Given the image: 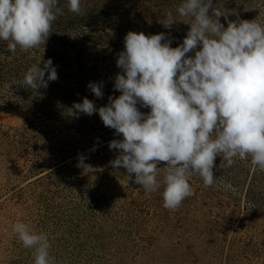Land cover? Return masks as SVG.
<instances>
[{
    "label": "trees",
    "instance_id": "1",
    "mask_svg": "<svg viewBox=\"0 0 264 264\" xmlns=\"http://www.w3.org/2000/svg\"><path fill=\"white\" fill-rule=\"evenodd\" d=\"M182 2L81 0L82 14H77L69 10L67 0H58L63 14L53 22L52 33L44 45L28 51L18 46L13 53L8 51L9 41L0 39V112L19 109L29 116V119L13 127L6 128L0 124V156H22L30 172H47L34 184L41 195L52 197L54 203L59 204L53 208L56 211L45 217L48 228L56 225L66 227L65 219L68 218V223L73 217H80V214L76 215L79 208L86 210L81 214L89 229L92 224L91 234L86 235L91 240L92 259H85L74 249L67 259L69 264H115V260L124 264L125 252L131 253L129 262L135 264L139 260L137 257L144 262L152 249L141 240L139 225L142 222L152 223L151 227H154L175 221L183 212L186 213L184 217H188L201 207L218 214L215 222L227 227L232 221L228 210L237 206L239 196L244 202V222L247 225L264 222V171L251 163L250 156L245 160L234 158L235 163L231 167L217 156L213 185L206 187L198 175L189 177L193 195L185 198L177 209H166L163 206V185L155 192L146 193L142 185L135 183V174L128 179L126 169L112 167L110 161L121 150H110L109 143L120 141L122 134L106 127L98 112L91 116L79 113L77 117L69 111L74 103H82L84 98L93 101L98 109L108 105L110 96L117 98L122 94L114 84L117 74H124L123 70L117 68L110 71L108 66L101 67V64L113 61L117 65L119 53L125 50V37L129 31L142 32L146 36L164 33L171 40V47L180 46L190 30V25L185 22H190L191 18H185V22L177 21L171 28L164 27L163 20L168 11L173 12L177 20L181 19L176 14V8ZM263 3L264 0H212L214 8H223L227 13V19L224 16L219 18L225 28L229 21L238 20H256L264 25ZM209 15H212V9H209ZM186 55L194 57L195 52ZM40 59V67H43V61L52 60L58 79L49 81L46 89L33 90L24 86V77ZM47 75L46 72L45 79ZM89 83L102 85V98L92 93ZM67 103H70L69 106H66ZM46 105L53 110L51 115L45 113L43 108ZM136 106L138 110L147 108L145 115L150 113L149 107L142 106L140 102ZM84 117H93L95 125L81 128ZM47 120H55L59 129L48 131ZM67 125L77 130V135L65 134L62 130ZM60 134L63 139H60ZM88 139L95 141L90 146L106 145L83 155L84 164L89 167H79V157L69 162L79 150H83L80 148ZM57 141L63 143V150L50 148L47 152L40 151L39 144L46 143L49 147ZM166 166V162L157 164L158 180L163 179ZM112 187L117 190V195L105 194V190ZM68 194H73V197L69 198ZM42 229L47 228L43 226ZM151 232L155 234L154 230ZM11 246L13 248V244ZM107 249L109 253L103 256ZM12 251L17 263L28 260L17 244ZM56 254L58 261H62L59 250ZM58 261L54 264H59Z\"/></svg>",
    "mask_w": 264,
    "mask_h": 264
},
{
    "label": "clouds",
    "instance_id": "2",
    "mask_svg": "<svg viewBox=\"0 0 264 264\" xmlns=\"http://www.w3.org/2000/svg\"><path fill=\"white\" fill-rule=\"evenodd\" d=\"M67 4L71 12L82 14L81 0ZM62 14L58 0H0V39L9 41L13 53L18 46L23 51L37 48ZM176 14L181 19L165 13L164 27L191 18L180 46L171 47L164 33L129 31L117 60L124 74H117L114 84L122 94L110 96L108 105L98 109L84 98L69 110L77 117L98 112L106 127L122 134V140L109 143L110 150H121L110 161L112 167L126 169L128 179L135 174V183L146 193L163 185V206L171 210L193 195L189 177L198 175L206 187L213 185L217 156L229 167L234 158L250 156L264 171V25L238 20L225 28L219 18L227 19V13L214 8L212 0H183ZM193 51L194 57L186 55ZM40 62L26 72L25 87L46 89L58 79L51 59L43 67ZM88 87L103 97L102 85ZM138 102L150 107V113L140 112ZM84 159L79 157V167H89ZM159 162L167 164L162 180L157 179ZM13 232L25 248L33 249L34 264H54L46 233L36 234L22 222L13 225Z\"/></svg>",
    "mask_w": 264,
    "mask_h": 264
},
{
    "label": "rangeland",
    "instance_id": "3",
    "mask_svg": "<svg viewBox=\"0 0 264 264\" xmlns=\"http://www.w3.org/2000/svg\"><path fill=\"white\" fill-rule=\"evenodd\" d=\"M104 66H108L110 71L119 68L113 61L101 64V67ZM69 104L67 103L66 106ZM48 108L46 105L43 109L46 111L45 113L51 115L53 110ZM139 110L146 114L148 109L139 108ZM149 111H151L150 107ZM26 119H29V116L19 109L0 112V124L6 128L18 125ZM82 120L84 122L81 124V128L95 125L93 117H84ZM53 121H46L49 126L48 131L53 132L56 128L59 129L58 123ZM73 129L67 125L62 131H65V134L77 135V130ZM59 137L60 139L64 138L62 134ZM60 141L52 142L53 144L51 143L49 147L46 143H41L39 144L40 151L47 152L50 148L57 151L63 150L64 146ZM94 142L93 139H88L80 148L83 150H79L68 161H73L81 155L93 153L94 148L106 145L95 144L93 146ZM91 144L93 145L90 146ZM25 162L22 156H0V264H34L33 249L25 248L13 232V225L17 222L27 224L36 234L46 233L51 245L50 256L54 258V261H58L57 250L63 256L62 261H58L59 264H69L67 259L74 249L85 259L91 260V240L86 235L91 234L92 224L89 229L88 223L84 221L81 214L86 210L79 208L76 215L80 214V217H73L68 223V218L65 219L66 227L56 225V227L48 228L45 223L48 225L49 223L45 217L56 211L53 208L58 207L59 204L56 205L52 197L41 195L37 185L34 184L35 180L47 172H30L26 168ZM116 191L112 187L105 190V194L116 196ZM68 197H73V194L72 196L68 194ZM76 197L77 195L74 196V198ZM243 205L244 202L239 196L237 206L228 210L232 221L231 225L227 227L220 226L215 222L218 214L201 207L189 212L190 216L188 217H184L186 213L183 212L176 217L175 221L161 225L156 224L154 227H151L152 223L148 224L145 221L144 224L142 222V225H139L141 240L152 249V252L146 255L144 262H140L143 260L137 257L139 260L135 264H264V222L257 223L258 225H247L244 222L246 217L242 213ZM81 222H83L82 226ZM43 226L47 229H42ZM151 230H154L155 234ZM11 244H13V248ZM15 244L19 248L21 247L22 255L28 259L27 261L17 263V257L12 251L15 249ZM108 253L107 249L103 256ZM130 254L124 253V264H133V262H129ZM114 263L121 264L122 262L115 260Z\"/></svg>",
    "mask_w": 264,
    "mask_h": 264
}]
</instances>
